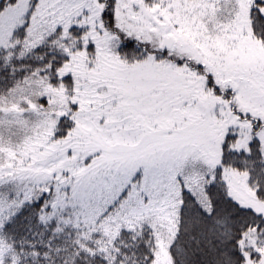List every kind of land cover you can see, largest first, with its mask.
I'll list each match as a JSON object with an SVG mask.
<instances>
[{"label":"snow or ice","instance_id":"snow-or-ice-1","mask_svg":"<svg viewBox=\"0 0 264 264\" xmlns=\"http://www.w3.org/2000/svg\"><path fill=\"white\" fill-rule=\"evenodd\" d=\"M0 264H264V0H0Z\"/></svg>","mask_w":264,"mask_h":264}]
</instances>
